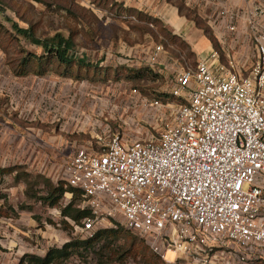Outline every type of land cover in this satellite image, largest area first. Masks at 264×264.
<instances>
[{"label": "rangeland", "instance_id": "1", "mask_svg": "<svg viewBox=\"0 0 264 264\" xmlns=\"http://www.w3.org/2000/svg\"><path fill=\"white\" fill-rule=\"evenodd\" d=\"M165 1L177 7L182 16L199 23L205 36V30L209 31L217 41L213 49L221 61L239 54V64L251 68L255 46L243 18L251 7L264 9V0ZM114 2L0 0V22L8 33L13 23H18L33 28L42 39L57 33L66 37L74 34L79 56L84 55L90 63L104 58L103 67L110 69L108 75L78 66L67 72L71 77L81 75L94 82L62 76L66 70L56 64L46 66L49 73L45 76L19 77L16 73L21 71L23 57L41 56L43 50L23 38L11 37L5 43L6 52L0 49V167L20 165L32 177L40 175L58 184L64 178L67 158L94 142L96 132L111 130L128 141L157 137L166 119L180 106L181 100L171 97V87L181 71L196 66L191 49L159 19L161 23L146 19L128 22L110 16ZM100 7L107 12L100 13ZM234 8L240 11V19L237 31L231 33L226 14ZM209 35L206 37L211 42ZM158 47L162 48L161 57L153 65L151 58ZM157 68L163 71L159 73ZM140 71H144L143 76H133ZM156 98L162 99L163 108L151 105ZM91 120L98 121V130L91 128ZM36 191L47 194L44 181L33 188ZM33 192L15 174L2 180L0 194L5 199L0 198V209L8 216L0 217V264H19L27 254L45 256L50 248L88 239L81 227L64 223L67 220L55 211L61 214V208L35 201ZM75 197L65 195L62 205L74 199L78 204ZM141 240L124 235L108 247L100 243L96 249H81L63 264H168L152 257ZM248 253L239 255L232 245L218 250L212 264H264L257 261L264 259L263 246ZM167 258L174 259L171 254Z\"/></svg>", "mask_w": 264, "mask_h": 264}, {"label": "built area", "instance_id": "2", "mask_svg": "<svg viewBox=\"0 0 264 264\" xmlns=\"http://www.w3.org/2000/svg\"><path fill=\"white\" fill-rule=\"evenodd\" d=\"M244 15L255 46L251 68L212 51L178 74L171 97L181 104L157 137L128 141L104 130L67 158L62 181L74 192L66 195L77 192L76 207L89 216L80 224L65 219L88 239L123 226L168 264H212L232 245L239 255L264 247V9ZM239 19L237 9L227 12L229 32ZM161 53L158 47L153 65ZM151 105L164 107L159 98ZM91 125L98 130L97 120Z\"/></svg>", "mask_w": 264, "mask_h": 264}, {"label": "trees", "instance_id": "3", "mask_svg": "<svg viewBox=\"0 0 264 264\" xmlns=\"http://www.w3.org/2000/svg\"><path fill=\"white\" fill-rule=\"evenodd\" d=\"M114 6H116V4ZM125 13L129 14L130 12H125ZM132 15L135 16L138 21L139 20L143 21L146 19L149 21L152 20L161 23L158 20V18L151 15H147L143 13H137ZM196 26L202 29L199 23H196ZM2 33H5V37H2ZM205 33L209 35L208 30H205ZM11 37L12 39H17V40L18 38L19 39L23 38L28 43L36 47H39L43 50V55L41 56L35 57L32 54H26V56L23 57V59L21 60V71L16 73V75L19 77H26L29 75L39 76V77L45 76L49 73V71L46 70V66H51L52 64H56L57 66L60 67L62 66L65 68L66 73L64 74L62 73L60 75L65 77H70L76 81H81V82L82 81L94 82L95 80L87 77H81V75L79 77H71L67 74L70 68H73L74 66H78L81 69L92 70V71L95 70L98 72V75L101 72L108 75V72L110 71L109 68L103 67L104 58L98 60V62L96 63H90L84 55L79 56L78 51L76 49V41L74 34L70 35L69 37H66L61 33H57L52 37L42 39L37 37L35 30L33 28L30 27L23 28L18 23H13L12 31L11 33H8V30H6L5 27L0 22V49H2L4 52H6L5 43L10 41ZM208 37H210L213 45L216 46L217 41L215 40V38L211 37L210 35ZM174 39H176V37H174ZM184 43L186 44L185 41ZM186 46L188 45L186 44ZM191 54L192 56H195L193 52H191ZM34 63L35 65L33 66ZM29 65L31 67H29L28 69L27 66ZM142 73L144 74V71H140L137 74L135 72V75L133 76L140 77V74ZM106 80L107 79H104L103 81ZM13 174H15V177L18 181L24 180L27 183V186L30 188V191L32 192H33V188L37 187L42 181H44L47 194L39 195V193L36 191L33 192L31 196L32 198L35 199V201L41 202L42 204L48 205L49 207H59L60 203L62 202L63 198L66 195V192L67 191L74 192L73 189L66 190L63 181L59 182L58 184H55L50 180L43 179V177L40 175H37L36 177H32L20 165H14L10 167H0V188L3 178L5 176L13 175ZM75 195H76L75 198L77 199L80 198V195L77 192ZM4 197H5L4 195L0 194V198L5 199ZM76 205L77 204L74 199L69 205L62 208L61 212L63 218H69L76 224H80L84 218L89 216V212L87 210L78 209ZM4 216H8V214L2 208L0 209V217H4ZM64 223L66 225H70L68 221H64ZM124 235L132 236L135 238L138 237L136 234L127 230L123 226H119L116 228L102 229L97 231L94 237L91 239H86V240L75 239L67 242L61 248H50L45 256L27 254L20 259L19 264H63L70 257L77 255L81 249L83 250L96 249V247L100 243L106 244L108 247L112 245L114 241L118 240ZM141 242L151 252L152 257H154L157 260H162L161 257L154 254L149 249L148 245L145 243L144 240H141ZM257 261L264 263V259L262 258L258 259Z\"/></svg>", "mask_w": 264, "mask_h": 264}, {"label": "crops", "instance_id": "4", "mask_svg": "<svg viewBox=\"0 0 264 264\" xmlns=\"http://www.w3.org/2000/svg\"><path fill=\"white\" fill-rule=\"evenodd\" d=\"M116 6L111 5L117 12V8H122L123 12H130V15L143 13L158 18L164 27L168 29L173 35L178 36L190 47L195 54L198 61L206 60L210 57L213 49V44L204 35V32L199 29L196 24L180 14L177 7L166 2L165 0H114ZM102 11H105L100 7ZM112 9V10H114ZM235 9V8H234ZM124 12V13H125ZM247 19L244 15L243 18ZM248 26V24H247ZM241 54V52L239 51ZM239 54L235 57L238 59ZM167 68L166 66L164 69ZM157 72H162L163 69H156Z\"/></svg>", "mask_w": 264, "mask_h": 264}]
</instances>
